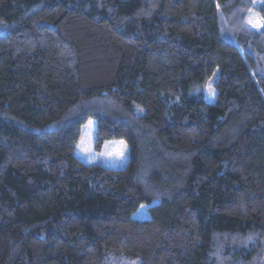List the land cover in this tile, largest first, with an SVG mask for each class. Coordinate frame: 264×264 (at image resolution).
<instances>
[{
  "label": "trees",
  "instance_id": "16d2710c",
  "mask_svg": "<svg viewBox=\"0 0 264 264\" xmlns=\"http://www.w3.org/2000/svg\"><path fill=\"white\" fill-rule=\"evenodd\" d=\"M0 264H264V0H0Z\"/></svg>",
  "mask_w": 264,
  "mask_h": 264
},
{
  "label": "rangeland",
  "instance_id": "374dc122",
  "mask_svg": "<svg viewBox=\"0 0 264 264\" xmlns=\"http://www.w3.org/2000/svg\"><path fill=\"white\" fill-rule=\"evenodd\" d=\"M219 72L213 75L208 81L205 90V101L215 103L216 91L214 84L217 81ZM97 122L91 118L82 127L80 139L76 145L75 155L82 161L90 165H100L111 169H123L126 167L130 148L125 141H106L101 148L96 143ZM136 219L145 220L150 217L148 206L142 205L134 214ZM137 263V261L135 262Z\"/></svg>",
  "mask_w": 264,
  "mask_h": 264
}]
</instances>
